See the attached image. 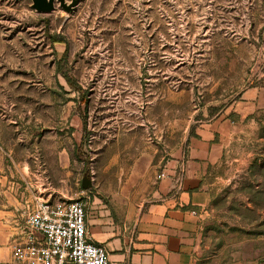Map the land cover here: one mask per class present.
Returning <instances> with one entry per match:
<instances>
[{
  "label": "rangeland",
  "instance_id": "374dc122",
  "mask_svg": "<svg viewBox=\"0 0 264 264\" xmlns=\"http://www.w3.org/2000/svg\"><path fill=\"white\" fill-rule=\"evenodd\" d=\"M30 4L0 0V264L2 223L20 197L120 202L134 172L132 188L143 170L184 149L199 122L264 88V0H79L71 14L57 2L50 13ZM52 34L63 38L65 57ZM238 162L228 173L262 211L264 193L250 186L264 168L253 177ZM230 204L215 215L223 234L209 231L208 243L246 239L242 231L227 236V226L247 221L238 222ZM255 216L253 230H263L264 216ZM251 244L262 249L264 240Z\"/></svg>",
  "mask_w": 264,
  "mask_h": 264
},
{
  "label": "crops",
  "instance_id": "0c3cea01",
  "mask_svg": "<svg viewBox=\"0 0 264 264\" xmlns=\"http://www.w3.org/2000/svg\"><path fill=\"white\" fill-rule=\"evenodd\" d=\"M263 110L264 88L247 89L237 101L194 126L185 148L143 170L141 182L132 188L140 177V171L134 172L120 188V202L109 199L102 203L93 197L85 207L91 241L104 246L114 264H264V247L251 244L264 240V228L253 230L251 221L256 220L255 212L264 216V207L263 212L257 211L260 206L255 197L245 196L243 184L238 187V181L229 175L233 161L244 162V172L253 173V177L257 168H264V149L254 148V142L264 141V118L258 116ZM248 143L253 147L246 151ZM159 172H164V177L158 179ZM258 176L260 180L250 187L264 193V175ZM218 183L224 184L221 193L216 192ZM240 197L244 200H237ZM34 198L65 197L30 193L20 197V203L16 201L2 223L8 229L6 264H11L10 241L24 224V207ZM225 200L231 201L230 209L238 222L247 220L245 228L227 226L229 237L240 231L247 235L231 246L207 242L209 231L216 237L223 234L215 215ZM240 207L249 216H243ZM260 222L264 227V219ZM224 251L227 259L222 258Z\"/></svg>",
  "mask_w": 264,
  "mask_h": 264
},
{
  "label": "built area",
  "instance_id": "2783aa9c",
  "mask_svg": "<svg viewBox=\"0 0 264 264\" xmlns=\"http://www.w3.org/2000/svg\"><path fill=\"white\" fill-rule=\"evenodd\" d=\"M164 177L159 172L157 178ZM86 198H34L24 207V224L9 244L11 264H114L89 238Z\"/></svg>",
  "mask_w": 264,
  "mask_h": 264
},
{
  "label": "water",
  "instance_id": "95a60500",
  "mask_svg": "<svg viewBox=\"0 0 264 264\" xmlns=\"http://www.w3.org/2000/svg\"><path fill=\"white\" fill-rule=\"evenodd\" d=\"M56 2L64 12H66L67 14H71L75 10V7L79 0H31L30 7L36 13H50L51 11H53ZM82 187L84 189L88 188L89 182L83 179Z\"/></svg>",
  "mask_w": 264,
  "mask_h": 264
},
{
  "label": "trees",
  "instance_id": "16d2710c",
  "mask_svg": "<svg viewBox=\"0 0 264 264\" xmlns=\"http://www.w3.org/2000/svg\"><path fill=\"white\" fill-rule=\"evenodd\" d=\"M49 39H50V42L51 44L54 46V47H58L60 45H62L64 43V40L63 38L59 35V34H52V35H49ZM63 50H62V55L63 57L66 56V46L63 44ZM57 72L60 73V68L59 70L57 69ZM62 77L65 79V81L67 82V84L70 86V87H73L76 89V85H75V80H73V78H71L70 76H68L66 73L62 72ZM83 125H85V122L83 121ZM264 162V160H263ZM262 165V164H261ZM257 167V166H256ZM255 167V168H256ZM259 168H257L256 170H258ZM253 174V173H252ZM251 174V175H252ZM260 191V190H258Z\"/></svg>",
  "mask_w": 264,
  "mask_h": 264
}]
</instances>
